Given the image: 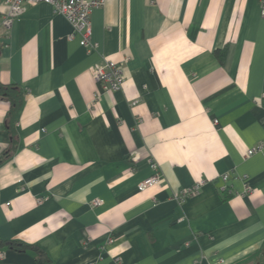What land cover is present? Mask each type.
Here are the masks:
<instances>
[{"label":"crops","instance_id":"0c3cea01","mask_svg":"<svg viewBox=\"0 0 264 264\" xmlns=\"http://www.w3.org/2000/svg\"><path fill=\"white\" fill-rule=\"evenodd\" d=\"M7 11L0 264H264V0H105L91 50L48 3ZM106 60L124 83L97 99Z\"/></svg>","mask_w":264,"mask_h":264},{"label":"built area","instance_id":"2783aa9c","mask_svg":"<svg viewBox=\"0 0 264 264\" xmlns=\"http://www.w3.org/2000/svg\"><path fill=\"white\" fill-rule=\"evenodd\" d=\"M45 2L52 5L56 12L64 15L73 28L74 34L81 36V44L88 50L97 47V43L92 40L93 27H92V12L94 9L102 7L105 0H4L5 5L8 7L7 13L2 19V24L10 27L14 19L25 13L28 7L32 4ZM91 73L99 84V89L96 94L98 99L103 92H114L120 90L124 83V66L113 60H106L104 63L95 64L91 67ZM96 99V100H97ZM258 151H264V143H260L255 147L249 149L248 154H253ZM152 168L156 173L147 177L140 183V189H146L153 185H158L161 181V175L158 171V164L152 162ZM228 174H224V180H227ZM203 181L197 182L191 187L182 188L174 193V198L180 202L184 201L187 197L197 194ZM41 200V199H40ZM93 205L103 204L102 199H95ZM4 258V253L0 252V260Z\"/></svg>","mask_w":264,"mask_h":264},{"label":"trees","instance_id":"16d2710c","mask_svg":"<svg viewBox=\"0 0 264 264\" xmlns=\"http://www.w3.org/2000/svg\"><path fill=\"white\" fill-rule=\"evenodd\" d=\"M0 49H1V46H0ZM23 98H24V92L20 86L15 85V84H4L0 81V99L8 101L10 104V109L6 116V127L8 128L10 133L12 132V125L16 119V115L22 106ZM11 138H12L11 144L12 146H15L13 136ZM8 154L9 152H6L5 157H7ZM40 256H41L40 262L42 261V264H44L45 261L43 257H45V253L42 252Z\"/></svg>","mask_w":264,"mask_h":264}]
</instances>
